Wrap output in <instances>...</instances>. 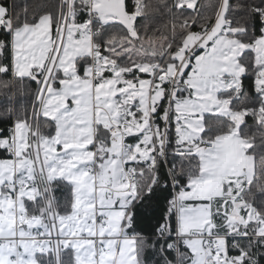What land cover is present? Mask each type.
<instances>
[{
  "label": "snow or ice",
  "instance_id": "obj_1",
  "mask_svg": "<svg viewBox=\"0 0 264 264\" xmlns=\"http://www.w3.org/2000/svg\"><path fill=\"white\" fill-rule=\"evenodd\" d=\"M201 7L0 0V264H264V0ZM163 10L193 15L147 37ZM25 78L31 116L9 96Z\"/></svg>",
  "mask_w": 264,
  "mask_h": 264
},
{
  "label": "trees",
  "instance_id": "obj_2",
  "mask_svg": "<svg viewBox=\"0 0 264 264\" xmlns=\"http://www.w3.org/2000/svg\"><path fill=\"white\" fill-rule=\"evenodd\" d=\"M133 0H127V3L131 5ZM150 4H162L165 2V0H147ZM169 3L172 2V0H168ZM231 4L233 5V15H237L242 11L241 8H238L237 5L249 3L251 0H230ZM256 3H259V0H255ZM17 3L23 5L28 4L30 6L31 11L35 12H41V11H53L55 12L58 9V5L60 3V0H17ZM219 3V0H198V4L201 5L200 13H201V23L203 22V17H212L213 12L215 10V5ZM151 20H141L138 18L141 25L149 24V30L147 32V37H151L154 40H158L163 35H168L169 38H171V29L170 26L173 23V19L175 17V22L177 24V32H179V24L183 22V18L192 16V10H187L183 13H175L174 16L167 13L166 10L163 11H154L149 13ZM200 27V24L193 25L194 30H198ZM111 31H119V29H112ZM141 37L142 39H145V34L143 29L141 30ZM0 38H3V33H0ZM139 44H137V48H139ZM146 46V45H145ZM3 57H0V62H3ZM11 73H9L7 76L4 74H0V81L5 80H11ZM245 86H249L251 84L250 80L244 81ZM36 92V84L33 81H30L29 79L25 78L24 81L15 83L12 86V90L9 93L10 98L14 102V107L16 108V111L18 114L23 115L25 111L31 116L33 111V103H34V96ZM7 104V100L5 99L2 92H0V112H3L4 106ZM38 119L42 122L43 117H38ZM7 124L3 122V119H0V129L6 128ZM45 131H50V129L45 128ZM6 154L0 150V158H3ZM173 163L177 165V168H179L180 160L179 158H174L171 155V152L168 156V163L164 164L163 161H161V170L162 172H166L168 167H170ZM256 170H257V176H260V160H259V154L256 157ZM264 182V181H261ZM257 193V196L259 197L258 190H255ZM55 195L58 200H60L61 204L65 203L67 199L70 197V192L65 187H59L57 191L55 192ZM169 199H171V195H169ZM165 202L163 200L160 201V207L156 213H153V215H159L164 211ZM155 221H153L154 223ZM140 231L143 235L151 236L152 230L150 227H146L144 223L140 225ZM146 256L148 258L149 264H155V262L158 260V257L153 255L151 251H148L146 253ZM66 262L68 258H65Z\"/></svg>",
  "mask_w": 264,
  "mask_h": 264
},
{
  "label": "built area",
  "instance_id": "obj_3",
  "mask_svg": "<svg viewBox=\"0 0 264 264\" xmlns=\"http://www.w3.org/2000/svg\"><path fill=\"white\" fill-rule=\"evenodd\" d=\"M11 77H12V75H11ZM35 93H36V92H35ZM35 104H37V102H36V100H35V96H34V103H33V106H34Z\"/></svg>",
  "mask_w": 264,
  "mask_h": 264
}]
</instances>
